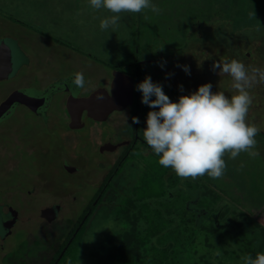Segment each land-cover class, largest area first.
<instances>
[{
    "label": "rangeland",
    "instance_id": "obj_1",
    "mask_svg": "<svg viewBox=\"0 0 264 264\" xmlns=\"http://www.w3.org/2000/svg\"><path fill=\"white\" fill-rule=\"evenodd\" d=\"M150 3L162 11L123 12L114 28L101 30V20L114 14L106 8H92L90 0H0V42L5 40L11 47L13 60L10 79L0 80V101L30 79V75L20 77L27 73L25 64L35 51L36 55L45 54L47 46L50 54L64 58L65 63L74 50L91 52L95 85L105 74L100 72L108 73L110 65L117 63L130 74L139 73L140 82L150 75L173 101L208 82L213 91H224L229 98L236 94L231 77L212 70L216 60L237 59L246 66L264 68V41L260 39L264 0ZM65 63L59 64L61 74H67L72 65ZM183 66H188L190 74ZM250 93L254 99L246 123L251 121L261 129L262 134L254 138L258 156L242 152L231 160L226 155L227 170L219 179L207 173L195 179L182 178L160 165L151 148L139 142L57 264H91L93 249L108 233L132 226L144 230L159 223V217L169 228L173 246L186 248L184 264H243L241 257L264 253V83L254 85ZM150 110L142 103L140 92L137 108L115 116L117 133L129 136L134 116L139 118L138 132L143 138ZM51 111L63 114L56 100L50 102L48 113ZM10 114L0 120V264H52L104 183L118 152L96 166L83 165L84 183L73 186L78 190L56 196L60 186L53 176L59 169L43 168L35 162L40 159L34 153L45 150L48 138L42 141L33 134L40 120L19 103ZM63 139L73 144L71 135L65 133ZM55 203L61 205L55 217L41 214L42 209L50 212L46 207ZM8 205L19 211L11 227L5 225ZM155 207L169 219L159 216ZM157 237H151L152 241Z\"/></svg>",
    "mask_w": 264,
    "mask_h": 264
},
{
    "label": "clouds",
    "instance_id": "obj_2",
    "mask_svg": "<svg viewBox=\"0 0 264 264\" xmlns=\"http://www.w3.org/2000/svg\"><path fill=\"white\" fill-rule=\"evenodd\" d=\"M90 5L114 14L101 20V30L114 28L123 12L140 13L149 8L157 14L162 11L150 0H90ZM183 70L190 74L188 66H183ZM212 70L229 75L236 94L229 98L224 91H213L208 82L173 101L150 75L136 85V90L142 93V103L152 109L147 114L143 139L159 157V164L173 169L182 178L195 179L207 173L219 179L227 170L226 155L231 160L242 152L252 158L259 155L254 138L261 129L251 121L246 123V116L254 99L250 89L264 83V68L246 66L237 59H223L214 61ZM71 83L76 89H83L86 84L83 72L73 73ZM153 95L155 99H151ZM96 99L103 100V94ZM133 123H139V118L133 117ZM241 260L243 264H264V253L258 252L255 258L248 254Z\"/></svg>",
    "mask_w": 264,
    "mask_h": 264
},
{
    "label": "flooded vegetation",
    "instance_id": "obj_3",
    "mask_svg": "<svg viewBox=\"0 0 264 264\" xmlns=\"http://www.w3.org/2000/svg\"><path fill=\"white\" fill-rule=\"evenodd\" d=\"M56 41L59 42V40ZM48 48L49 47L47 46V48L44 49L45 54L39 52V55H36L38 51H35L34 56L30 58L27 64H25V67H27V73H22L23 75L20 74L21 78L26 75H30V79L24 85L18 84L13 88V90L19 89L31 96L45 97L44 103L39 105L36 109L19 103L30 110L33 116L40 120L39 124L36 123L38 130L33 133L35 134L34 136L36 138H41L42 141L43 137H48L46 141L47 146L44 147L45 150H42V152L40 149H37L34 153L39 157L38 159H40L35 161L36 165L43 168L59 169V172L53 176V180L56 185L60 186V191L55 193V195L64 197L71 194L75 190H78V187H73L75 184L84 183L86 173L83 165H88L90 167L96 166L99 161L107 160L111 154L118 152L116 162L111 165V169L103 178L104 183L98 186V190H100L104 187V184L106 185L107 183H110L111 185L113 179L121 170L131 149H133L139 142L147 146L146 141L139 135L138 123H133L134 116L132 117L133 128L129 136L126 135L123 137L122 134L119 135L117 133L115 122L117 120V117H115L117 114L123 113L128 108H137V95L135 92V74L137 72H135L134 75L130 74V72L125 71L119 66V64L115 63L110 65L108 73L107 71H99L100 73L105 74L100 77L101 80L97 85H95V62L94 59H91L92 57L94 58V56L91 55V52L80 50V53H77L74 50L73 53H69L67 56V60L69 62L65 63V59L63 57V59L59 60L57 56L52 55L53 53L50 54L51 50L48 51ZM63 60L64 62H62ZM63 63H65V66H70L72 64L67 74H61L58 70L59 64L61 66ZM113 70H120L133 76L135 83L133 103L122 110H113L105 120L94 119L88 115L87 110H84L81 114V122L83 125L77 128L70 127L69 124L71 116L67 110V101L69 97L71 95L75 97L87 96L99 87H104L110 91L113 79ZM77 71L83 72L84 74L86 84L83 89H76L71 83L72 75ZM46 78H49L48 82L46 81ZM27 89L29 90L28 92L26 91ZM31 89H35L36 91L31 93ZM55 100L58 101L60 109L63 110V114L52 111V114L48 113V110L50 111V102ZM15 104L17 103H14L0 118V120L6 116L10 117L11 109ZM51 116L54 117V119H52L53 125L49 126L48 122ZM111 116H113L112 119H110ZM6 122L8 121L3 122L2 124ZM84 130H87V132L85 133ZM65 133H67L68 136H72L73 144L68 145L63 139ZM72 140L70 142H72ZM42 141L41 144H43ZM107 146L112 147L113 149H108ZM108 186L104 187L103 194ZM28 191L31 192V189ZM46 208H49L50 211L47 214L55 217L59 212L61 205L59 203H55L47 206ZM18 212L19 211L12 205H8L7 212L5 213V224L9 223L13 216L16 215V219L12 224L13 226L17 221ZM80 224L81 223L79 222L76 230L80 228ZM8 230L7 232L11 231L10 229ZM62 252H60L57 259L61 256Z\"/></svg>",
    "mask_w": 264,
    "mask_h": 264
},
{
    "label": "trees",
    "instance_id": "obj_4",
    "mask_svg": "<svg viewBox=\"0 0 264 264\" xmlns=\"http://www.w3.org/2000/svg\"><path fill=\"white\" fill-rule=\"evenodd\" d=\"M234 1L235 0H233V2ZM240 1L241 0H239V2ZM260 39H263L264 41V27L262 29V32H260ZM262 53H264V47ZM246 54L247 52L245 53V55ZM139 82V73H136V85ZM135 92L137 95L136 100L138 104L140 91H137L136 87ZM259 134H262V132H260ZM108 185H110V183H107L106 185L104 184L103 186L105 187ZM104 187L98 190L92 201L89 203L86 209L87 211L84 214L86 216L84 217L83 215L80 221V228L76 230L78 224L73 227L72 232L75 231V235L71 236L72 232L69 233L70 235H68V241H66L63 247V252L61 251V256L58 259L56 258L52 264H57L59 262V260L66 252L67 248L73 242L76 234L80 231L86 219L99 203L101 196L103 195ZM155 208L159 216L169 219L168 214L162 216L160 214L161 209L159 207ZM160 219V217L159 220L157 218V221L159 223L153 224L152 227L145 228L144 230H139L136 226H132L129 229L119 233H108V235H106L104 239L99 241L96 249H93L91 253V264H184V257L182 256V254L184 253L186 248L179 245L173 246L172 242L168 238L169 228L165 224H163ZM155 235H157L158 237L156 238V240L152 241L151 237ZM150 242L152 243L151 245Z\"/></svg>",
    "mask_w": 264,
    "mask_h": 264
},
{
    "label": "water",
    "instance_id": "obj_5",
    "mask_svg": "<svg viewBox=\"0 0 264 264\" xmlns=\"http://www.w3.org/2000/svg\"><path fill=\"white\" fill-rule=\"evenodd\" d=\"M13 71L12 49L5 40L0 42V80L10 78ZM134 78L130 74L120 70H113V79L110 91L104 87H99L87 96H70L67 101V110L71 116L70 127L77 128L83 124L81 114L87 110L89 116L97 120H105L113 110H122L133 103L134 98ZM102 93L103 100H97L98 94ZM45 97L31 96L19 89L11 91L2 101H0V118L11 108L14 103H22L33 109L43 104ZM108 149H113L107 146ZM47 210V209H45ZM42 215L48 219L52 216L44 211ZM16 219L13 216L6 227H11Z\"/></svg>",
    "mask_w": 264,
    "mask_h": 264
}]
</instances>
